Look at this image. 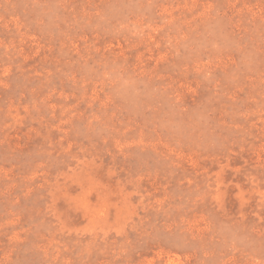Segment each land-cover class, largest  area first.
I'll list each match as a JSON object with an SVG mask.
<instances>
[{
    "label": "rangeland",
    "instance_id": "1",
    "mask_svg": "<svg viewBox=\"0 0 264 264\" xmlns=\"http://www.w3.org/2000/svg\"><path fill=\"white\" fill-rule=\"evenodd\" d=\"M0 264H264V0H0Z\"/></svg>",
    "mask_w": 264,
    "mask_h": 264
}]
</instances>
